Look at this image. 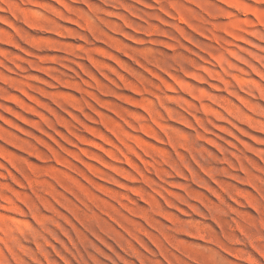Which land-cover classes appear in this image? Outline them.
<instances>
[{
  "label": "rangeland",
  "instance_id": "1",
  "mask_svg": "<svg viewBox=\"0 0 264 264\" xmlns=\"http://www.w3.org/2000/svg\"><path fill=\"white\" fill-rule=\"evenodd\" d=\"M0 264H264V0H0Z\"/></svg>",
  "mask_w": 264,
  "mask_h": 264
}]
</instances>
